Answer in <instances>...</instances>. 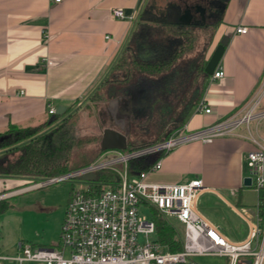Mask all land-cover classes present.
I'll list each match as a JSON object with an SVG mask.
<instances>
[{
    "label": "crops",
    "instance_id": "crops-1",
    "mask_svg": "<svg viewBox=\"0 0 264 264\" xmlns=\"http://www.w3.org/2000/svg\"><path fill=\"white\" fill-rule=\"evenodd\" d=\"M149 1L0 0V134L13 126L39 127L70 116L74 107L104 85L130 42H138L143 59L165 55L164 47L146 44L150 28L156 26L144 13ZM175 3L179 17L186 5L204 6L206 22L210 9L223 10L207 59L224 36L230 38L219 64L225 74L219 79L211 76L203 97L212 112L194 108L182 130L193 131L243 115L256 100L258 109H264V0ZM117 7L135 15V20L113 17L112 10ZM240 26L248 31L238 32ZM128 88L153 91L145 115L131 120L143 122L154 106V89L145 79ZM50 106L55 113H50ZM59 107L62 113H57ZM252 137L264 141V119L253 120L234 134L216 137L212 142H192L164 153L160 156L161 168L151 172L148 179L165 183L202 179L205 189L197 199L198 211L220 225L230 240L243 241L257 222L259 211L258 200L251 194L252 185L244 184V178L250 176L246 153L255 147ZM28 179L0 175V201H9L22 192L29 186L25 185ZM203 195L209 196L208 209L200 205ZM2 256L8 255L0 250V259ZM224 261L214 264H227Z\"/></svg>",
    "mask_w": 264,
    "mask_h": 264
},
{
    "label": "built area",
    "instance_id": "built-area-1",
    "mask_svg": "<svg viewBox=\"0 0 264 264\" xmlns=\"http://www.w3.org/2000/svg\"><path fill=\"white\" fill-rule=\"evenodd\" d=\"M60 2L61 0H55ZM115 18L135 20L123 8L112 10ZM246 33L247 27L237 28ZM225 71L217 67L211 75L222 78ZM20 93H23L21 91ZM197 111L211 113L205 101ZM50 113H55L50 106ZM264 109H258V100L240 116L230 117L196 130H178L156 143L126 150L103 152L92 162L55 176L40 178L22 190L38 188L70 179L83 180L84 186L75 188L67 202L57 247H39L19 242V253L2 256L9 261L43 262L45 264H201L200 257L227 259V264H264V223L259 211L257 222L243 241H232L220 225L210 222L196 206L205 189L200 178L181 183L154 182L151 172L161 168L159 158L149 169H132L131 163L146 157L161 156L170 150L192 142H212L216 137L234 134L242 125L263 120ZM255 147L246 153L251 185L259 193L264 187V141L252 137ZM109 175L104 179L101 174ZM98 174L97 180H84L83 176ZM259 201L257 203V209ZM155 209L166 218L175 216L183 231L175 228L181 248L171 250L157 238L156 222L141 209ZM145 234L146 241H140Z\"/></svg>",
    "mask_w": 264,
    "mask_h": 264
},
{
    "label": "trees",
    "instance_id": "trees-1",
    "mask_svg": "<svg viewBox=\"0 0 264 264\" xmlns=\"http://www.w3.org/2000/svg\"><path fill=\"white\" fill-rule=\"evenodd\" d=\"M222 11L210 9L209 18L203 25H183L179 23L175 0L149 1L144 13L156 26L150 28L146 44L160 45L167 52L159 58L143 59L138 53V42H130L114 72L94 93L107 102L141 79L152 85L156 99L150 115L143 122L134 120L126 127L128 138L135 144L129 145L128 149L156 143L182 130L189 114L204 102L207 83L211 79L205 71L207 54L222 20ZM75 119L71 114L61 121L54 119L50 124L56 125L51 131L39 135L42 126H13L7 133L0 134V150H6L0 154V175L43 178L69 171L73 149L85 142L75 137ZM150 128L154 130L150 131ZM159 158L138 159L131 167L147 170ZM107 176L101 174L102 179ZM258 201L263 224L264 187L258 193ZM8 206L9 201H0V213ZM155 222L157 239L171 250L180 249L181 242L175 229L161 219Z\"/></svg>",
    "mask_w": 264,
    "mask_h": 264
},
{
    "label": "rangeland",
    "instance_id": "rangeland-1",
    "mask_svg": "<svg viewBox=\"0 0 264 264\" xmlns=\"http://www.w3.org/2000/svg\"><path fill=\"white\" fill-rule=\"evenodd\" d=\"M142 88L145 87H138V89ZM147 91L146 108L149 109L153 101V91ZM108 105L109 101H102L97 95L93 94L88 100L74 107L71 116L76 118L74 126L75 137L83 139L85 142H82V144L77 145L73 149L69 161V170L92 162L104 152L101 149L103 130L106 127L115 126L107 113ZM55 125L50 124V122L41 125L42 128L38 135L50 132ZM131 141V138H129V145L134 144ZM5 151L1 149L0 154L5 153ZM39 180L40 178L30 177L25 185H32ZM84 182L79 179L54 182L38 188H30L9 198L8 208L3 213H0L1 254L17 255L20 252L19 242L35 247V249L39 247L50 248L59 246L60 235H62L61 225L64 220L67 202L71 198L74 189L84 186ZM252 189L251 194H253V198L258 200V192L255 188L252 187ZM208 198V195H203L200 198V205L205 209L209 208ZM141 210L148 218L156 221L161 219L171 225L173 229L178 228L180 231H183V224L175 216L166 218L155 209L149 210L143 207ZM148 237L145 234H141L139 240L146 241L147 238L150 240L158 238L157 233H149ZM199 260L205 261L208 264H214L219 260L227 261V259L219 257H200ZM0 264L20 263L13 260L0 259ZM22 264L45 263L24 262Z\"/></svg>",
    "mask_w": 264,
    "mask_h": 264
},
{
    "label": "water",
    "instance_id": "water-1",
    "mask_svg": "<svg viewBox=\"0 0 264 264\" xmlns=\"http://www.w3.org/2000/svg\"><path fill=\"white\" fill-rule=\"evenodd\" d=\"M207 9L197 4L186 5L185 10H182L179 17V23L183 25H203L206 23ZM230 38L224 36L220 43L216 46L211 56L209 57L205 71L212 75L215 69L219 66L221 58ZM147 93L143 90L133 91L129 88L125 89L123 94L116 96L109 101L107 107L108 115L114 121V127H106L103 130L101 140V149L104 152L110 150H125L128 148V134L124 132L125 128L131 123L133 118H138L145 115ZM62 107H59L57 113H62ZM84 180H97L98 174L83 176ZM246 186L251 185V177L244 178Z\"/></svg>",
    "mask_w": 264,
    "mask_h": 264
}]
</instances>
